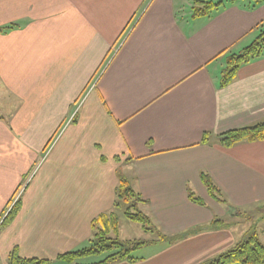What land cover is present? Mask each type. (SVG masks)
<instances>
[{
  "label": "crops",
  "instance_id": "1",
  "mask_svg": "<svg viewBox=\"0 0 264 264\" xmlns=\"http://www.w3.org/2000/svg\"><path fill=\"white\" fill-rule=\"evenodd\" d=\"M219 1L193 17L192 0H0V27L17 25L0 33V224L19 192L23 205L0 226L6 264L16 246L65 264L117 210L121 176L164 234L186 235L114 264H202L245 239L209 226L263 210L264 140L218 135L264 122V51L221 74L264 29V0Z\"/></svg>",
  "mask_w": 264,
  "mask_h": 264
},
{
  "label": "trees",
  "instance_id": "2",
  "mask_svg": "<svg viewBox=\"0 0 264 264\" xmlns=\"http://www.w3.org/2000/svg\"><path fill=\"white\" fill-rule=\"evenodd\" d=\"M222 2L214 0H194L192 8V16L207 15L213 9L221 5ZM17 27L16 24H7L0 27V33H7ZM264 51V29L258 37L240 53L233 54L227 61L224 70L222 85H226L235 79L238 69L244 63H248L252 59L260 56ZM211 134L205 133L202 142H207ZM219 142L225 147H232L241 141H261L264 140V122L253 126L236 128L218 135ZM201 179L206 185L210 195L218 200L221 198L222 192L214 183L210 175L205 172L201 173ZM21 193H17L7 212L3 216L0 226L11 224L22 209ZM115 207L119 208L126 204L124 216L135 222L143 224L148 232L156 231L157 240L172 242L184 237L186 234L177 236H168L164 234L152 221L150 216L139 208V203L143 201L140 193L136 192L125 177H120V182L116 188ZM191 200L196 203L204 204L200 197L190 194ZM226 222L220 218L212 220L209 229L225 228ZM93 235L89 241L82 247L59 254L56 258L65 264H114L120 261H129L134 263L138 259L133 256L134 251L141 249L143 246L151 244L148 240L123 239L120 236V216L117 211L101 213L92 221ZM155 240V241H157ZM97 261H84L86 258L96 257ZM9 264H51L54 260L23 257L19 252V248L14 247L8 255ZM264 264V242L261 241L256 232H250L247 237L236 246L231 247L216 257L204 261L202 264Z\"/></svg>",
  "mask_w": 264,
  "mask_h": 264
},
{
  "label": "rangeland",
  "instance_id": "3",
  "mask_svg": "<svg viewBox=\"0 0 264 264\" xmlns=\"http://www.w3.org/2000/svg\"><path fill=\"white\" fill-rule=\"evenodd\" d=\"M215 1H218V0H215ZM192 3H193V0H192ZM189 6H190V4H189ZM221 75L223 77L224 71L222 72ZM209 206H211L210 204H208L207 207L210 209H213ZM126 207H127L126 204H124L121 207L117 208V210H116L117 213L119 214L120 218H121V223H120V231H121L120 236H121V238H123V239H136V240H148V241L157 240L158 234L156 233V231L148 232L143 227L142 223L131 221L124 216V209ZM225 215L226 216L218 217V218H222L226 222V225H227L226 227L230 226L231 228H233V231H236L235 233H238V231H239V234H241V231L247 230V233L245 234L246 237L248 236V234L250 232L251 233L256 232L262 240L264 239V208L260 212L253 213L250 218L245 217L244 220L239 219V216L235 213H233V215H231V216L228 215L227 213ZM238 224H240L239 226L241 227V230H239V229L236 230V227ZM199 230H202V229H199ZM144 253H146V249H138V250L134 251L133 256L140 257L141 255H144ZM97 260H98L97 256L84 259V261H86V262L87 261H97ZM0 264H6V262H4L0 258ZM7 264H9L8 260H7ZM235 264H241V263H235Z\"/></svg>",
  "mask_w": 264,
  "mask_h": 264
}]
</instances>
